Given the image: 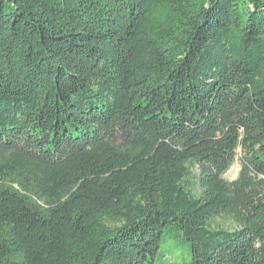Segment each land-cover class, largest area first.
<instances>
[{
  "label": "trees",
  "instance_id": "obj_1",
  "mask_svg": "<svg viewBox=\"0 0 264 264\" xmlns=\"http://www.w3.org/2000/svg\"><path fill=\"white\" fill-rule=\"evenodd\" d=\"M0 264H264V0H0Z\"/></svg>",
  "mask_w": 264,
  "mask_h": 264
},
{
  "label": "rangeland",
  "instance_id": "obj_2",
  "mask_svg": "<svg viewBox=\"0 0 264 264\" xmlns=\"http://www.w3.org/2000/svg\"><path fill=\"white\" fill-rule=\"evenodd\" d=\"M238 171H239V163L238 162H236L233 166H232V168L228 171V173L225 175V178H227V179H229V180H233V179H235L236 177H237V174H238ZM228 227H232V228H234L235 226L233 225V223H229L228 225H227ZM173 245H174V243L170 240L168 243H167V241L165 240L164 242H163V244H162V248H161V250H162V252L164 253V254H166L167 256H172V248H173ZM178 255H179V253H178ZM182 262V261H181Z\"/></svg>",
  "mask_w": 264,
  "mask_h": 264
}]
</instances>
